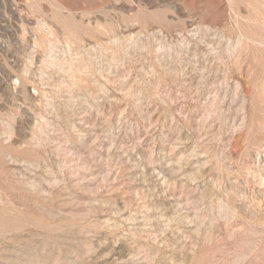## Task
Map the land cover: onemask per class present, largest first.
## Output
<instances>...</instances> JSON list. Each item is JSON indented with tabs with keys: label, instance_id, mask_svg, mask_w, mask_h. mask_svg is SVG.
Masks as SVG:
<instances>
[{
	"label": "rangeland",
	"instance_id": "1",
	"mask_svg": "<svg viewBox=\"0 0 264 264\" xmlns=\"http://www.w3.org/2000/svg\"><path fill=\"white\" fill-rule=\"evenodd\" d=\"M0 264H264V0H0Z\"/></svg>",
	"mask_w": 264,
	"mask_h": 264
}]
</instances>
